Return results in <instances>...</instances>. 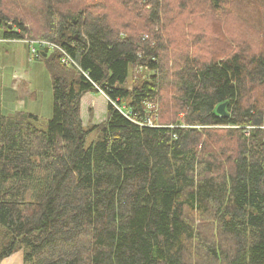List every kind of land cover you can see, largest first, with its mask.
<instances>
[{
    "label": "trees",
    "instance_id": "16d2710c",
    "mask_svg": "<svg viewBox=\"0 0 264 264\" xmlns=\"http://www.w3.org/2000/svg\"><path fill=\"white\" fill-rule=\"evenodd\" d=\"M110 3L0 0L5 40L51 44L35 59L54 101L47 123L0 117V262L264 264V0ZM188 3L214 25L179 57L165 28ZM101 92L106 119L86 126L82 99Z\"/></svg>",
    "mask_w": 264,
    "mask_h": 264
},
{
    "label": "rangeland",
    "instance_id": "374dc122",
    "mask_svg": "<svg viewBox=\"0 0 264 264\" xmlns=\"http://www.w3.org/2000/svg\"><path fill=\"white\" fill-rule=\"evenodd\" d=\"M168 1L169 3L171 2V0ZM42 4L43 3L41 1H38L36 5L41 6ZM107 7L111 12H114V0H111V3L108 4ZM204 7H206V5H204ZM198 12L199 11L194 9L191 3H188L182 10L178 8L173 9L170 13V19L167 18L165 39L167 37L172 46L174 42V46L172 47L171 51L179 57L187 56V54H185L187 48L191 49L192 54L196 53L200 55L202 52H204V48L207 47L205 33L208 31V29L204 27L202 28L200 25H202L203 22L208 21L212 26L214 25V21L210 19H204V21L201 22V15L199 17L192 16ZM250 14L251 8L241 12L242 17L245 18H249ZM185 17H188L187 23H193V30L181 33V30H177L176 28L179 25L181 19ZM177 18L179 19L178 23L175 21ZM229 26H235L238 28V32L240 34L248 35L249 33V24L242 19H232L225 26L227 30L226 33L231 35L229 32ZM5 30L6 29L3 27H0V40L3 41L0 42V45H2L0 46V117L11 115L16 110H19L18 107L21 106V103L18 101V97L20 96V100H25L27 102L26 108H37L35 109L37 112L33 110L32 111L41 117L43 123H47V121L52 117L54 101L52 79L45 61L35 59V55L31 54V47L29 50L30 54L28 51L26 52L19 50L16 52L14 49H10L11 46H15L17 44V40H5L3 34L5 33ZM36 31L38 32L39 30ZM212 35L214 42L218 44V36L216 34ZM254 36L253 34L250 36L252 38V42H254L256 37ZM210 38H212V36H210ZM7 42H11L12 44H7ZM17 70H24L25 72L30 71L32 72V75L36 74L34 80L31 82H26L24 78L15 76V71ZM43 71L46 73H43ZM19 84L21 86L20 93L15 90L17 89L16 86ZM132 84L133 81L131 79L129 86L131 87ZM24 88L28 90L25 93H23ZM83 98L82 113L84 116L83 120L85 125L89 126L102 123L107 116V106L109 102L108 98L101 93H89ZM21 108L26 109L24 103H22ZM149 122L152 121L150 120ZM248 131H250L248 128L245 129L244 135L247 136ZM98 139L99 133L92 132L88 138V146ZM0 264H25L24 249H18V251L13 253L10 257L2 260Z\"/></svg>",
    "mask_w": 264,
    "mask_h": 264
},
{
    "label": "crops",
    "instance_id": "0c3cea01",
    "mask_svg": "<svg viewBox=\"0 0 264 264\" xmlns=\"http://www.w3.org/2000/svg\"><path fill=\"white\" fill-rule=\"evenodd\" d=\"M4 34V33H3ZM0 42H3V41H1L0 40ZM13 42H15V41H13ZM17 44L14 46H11L10 47V49H14L16 52L17 51H19V50H23V51H28L29 52V54H30V44L28 43V41H26V40H17V42H16ZM1 44V43H0ZM7 44H12L11 42H7ZM0 46H2V45H0ZM37 46V45H36ZM25 56V55H24ZM23 56V57H24ZM35 58V57H34ZM24 59V58H23ZM20 70V69H19ZM43 73H46V72H44L43 71ZM36 75V74H35ZM35 75H32V72H30V71H28V72H25L24 70H21V71H15V76H18V77H21V78H24L25 79V81L26 82H31L32 80H34V77H35ZM22 81H24V80H22ZM21 81V82H22ZM20 84L19 85H17L16 86V88L17 89H15L18 93H20ZM2 90H4V89H2ZM28 90L27 89H23V93H25V92H27ZM100 94V93H99ZM101 94H103V93H101ZM86 96V95H85ZM84 96V97H85ZM20 98V96L18 97V101L21 103L20 105L21 106H19L18 107V109L19 110H16L15 112H18V111H25V112H29V113H32V114H35L33 111H36L37 112V110H35V109H37V108H35V109H29L28 107L26 108V101L25 100H20L19 99ZM84 99V98H83ZM83 99H82V101H83ZM93 101V100H92ZM22 103H24V105H25V108L26 109H22L21 107H22ZM22 109V110H21ZM33 110V111H32ZM36 115V114H35ZM82 118L84 119V116H83V113H82ZM84 121V120H83ZM85 124V123H84Z\"/></svg>",
    "mask_w": 264,
    "mask_h": 264
},
{
    "label": "built area",
    "instance_id": "2783aa9c",
    "mask_svg": "<svg viewBox=\"0 0 264 264\" xmlns=\"http://www.w3.org/2000/svg\"><path fill=\"white\" fill-rule=\"evenodd\" d=\"M29 44H30V47H31V54L32 55H37V52H38V49H37V47L38 46H36V45H43V46H48V47H50L51 46V44H49V43H46V42H42V43H37V42H35V41H30V42H28ZM70 59H69V57L67 56V55H65V57H64V59H63V62H68ZM102 93V92H101ZM104 94V93H103ZM105 95V94H104ZM150 120H148V122H147V125H150V126H153V123L152 122H149ZM252 127H248V129H251ZM247 134H249V133H247Z\"/></svg>",
    "mask_w": 264,
    "mask_h": 264
},
{
    "label": "water",
    "instance_id": "95a60500",
    "mask_svg": "<svg viewBox=\"0 0 264 264\" xmlns=\"http://www.w3.org/2000/svg\"><path fill=\"white\" fill-rule=\"evenodd\" d=\"M2 24V21L0 20V25ZM9 29H12V26H9ZM49 49L46 50V54H44V57L47 56V52H48ZM226 106H227V103H223L221 104L218 109H217V113L218 115L220 116H226V117H229V114L227 113L226 111Z\"/></svg>",
    "mask_w": 264,
    "mask_h": 264
}]
</instances>
